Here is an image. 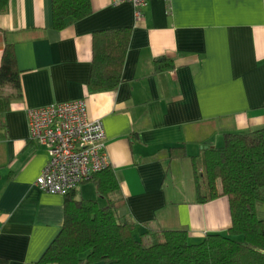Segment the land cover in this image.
<instances>
[{
	"label": "crops",
	"instance_id": "0c3cea01",
	"mask_svg": "<svg viewBox=\"0 0 264 264\" xmlns=\"http://www.w3.org/2000/svg\"><path fill=\"white\" fill-rule=\"evenodd\" d=\"M88 1L58 30L52 0H0V66L10 46L20 87L0 88V264H37L61 231L67 195L35 184L48 156L27 113L75 101L103 125L136 236L183 230L196 243L231 227L228 200L200 202L195 177L226 134L264 128V0H149L139 20L128 3ZM125 29L119 85L91 91L94 34Z\"/></svg>",
	"mask_w": 264,
	"mask_h": 264
},
{
	"label": "trees",
	"instance_id": "16d2710c",
	"mask_svg": "<svg viewBox=\"0 0 264 264\" xmlns=\"http://www.w3.org/2000/svg\"><path fill=\"white\" fill-rule=\"evenodd\" d=\"M52 11L61 30L89 14V1L52 0ZM128 35L127 29L94 34L91 91L119 85ZM6 85L19 96L10 46L0 66V88ZM88 182L103 203L69 193L61 231L37 264H264V128L226 134L222 147L205 152L203 173L195 177L200 202L228 200V235L207 234L191 243L186 231L148 228L136 236L114 172L108 168Z\"/></svg>",
	"mask_w": 264,
	"mask_h": 264
},
{
	"label": "built area",
	"instance_id": "2783aa9c",
	"mask_svg": "<svg viewBox=\"0 0 264 264\" xmlns=\"http://www.w3.org/2000/svg\"><path fill=\"white\" fill-rule=\"evenodd\" d=\"M111 1L132 5L139 20L149 0ZM27 116L29 140L44 147L48 156L35 182L42 192L68 195L109 168L103 125L88 118L83 101L30 110Z\"/></svg>",
	"mask_w": 264,
	"mask_h": 264
},
{
	"label": "rangeland",
	"instance_id": "374dc122",
	"mask_svg": "<svg viewBox=\"0 0 264 264\" xmlns=\"http://www.w3.org/2000/svg\"><path fill=\"white\" fill-rule=\"evenodd\" d=\"M220 144L221 145H219V147H222L224 145L223 141ZM80 187H81L80 190L82 191V195H81L82 198H84V199H98L96 194H95V189H94L92 184H90L89 182H85V183L81 184ZM99 201H100V203H103L101 200H99ZM262 214H264V213H262Z\"/></svg>",
	"mask_w": 264,
	"mask_h": 264
}]
</instances>
